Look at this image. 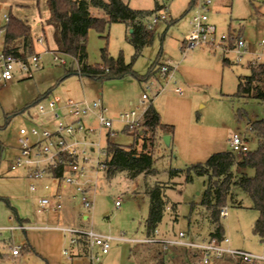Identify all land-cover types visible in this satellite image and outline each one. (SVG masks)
<instances>
[{
  "label": "rangeland",
  "instance_id": "obj_1",
  "mask_svg": "<svg viewBox=\"0 0 264 264\" xmlns=\"http://www.w3.org/2000/svg\"><path fill=\"white\" fill-rule=\"evenodd\" d=\"M124 1L135 9H154L156 1L164 2L167 6V18L154 25L152 42L144 47L142 54L134 62L133 68L136 72L140 75L147 74L150 66L157 60L160 64L167 61L172 65L179 64L182 62L181 57L187 54L191 55L198 65L210 66L219 63L218 75L200 73L201 78L196 80V84L190 89L177 75L174 77L176 83L170 81L168 84L163 78L141 81L134 75L103 82L76 73L67 76L66 70L69 67L77 69V63L63 54L57 56L65 59V65L56 60L52 30L46 28L47 42L42 44L44 47L40 52L39 67L33 71L32 77L29 78L15 65L14 79L0 84V140L4 146L0 162V253L3 257L5 255L4 260L0 259V264H83L78 256L74 255L72 259H68L63 254L65 248L72 250L70 238L74 233L63 230L65 228L110 239L108 253L102 254L94 246L93 254L98 256V259L92 263L90 258H87V263L84 264H143L141 257L147 255V247L137 244L148 239L146 219L150 201L145 190L147 184L154 185L156 182L170 183L173 186L167 190V196L171 204H177V209L174 211L171 205L166 209L154 237L158 240L176 241L179 239V232H184V242L197 243L209 238L213 227L209 212L202 205L206 177L194 175L189 182H185L183 175L170 177L172 168L185 169L192 163L183 158L173 143L167 145L164 136L162 144L156 150L154 174H142L135 179L128 178L125 173L108 177L103 169L97 167V163L106 159L105 147L109 132L112 140L122 146H130L136 142L134 135L124 131V125L118 119L121 113L132 111L136 107L143 112L151 102L154 106L161 102L165 93L175 87H181L184 91L182 96L178 95L192 99V117L198 125L207 130L214 128L208 130L211 134L213 131L221 136L229 134L222 150H231L229 139L232 132L237 129L245 130L247 122L264 117V101L233 96L237 91L239 78L250 75L248 64L254 60L264 62V45L260 44L264 39V0H210L211 4L206 13L209 22L217 28V35L229 36L233 33L244 38L246 51L240 58L235 49L224 51L222 47L206 44L190 47L187 39L192 32V17L198 6L206 0H195L193 6H190L191 0ZM15 8L12 4H4L0 9V21L3 20L4 13L19 16ZM40 8L42 12L45 9L43 0L40 1ZM92 12L102 15V11L97 8L92 9ZM130 32L127 24L122 22L111 23L103 35L94 28L90 29L87 37V62L100 63L101 50L104 47L113 57L123 54L125 61L131 62L134 48L128 40ZM4 34L5 31L0 32V55ZM224 55L231 61L228 66L222 62ZM161 84H166L165 90L156 95ZM148 85L149 89L146 88ZM144 92L149 98L143 102ZM47 95L62 100L86 99L91 103L101 97L108 109L107 117L113 120L111 129H107L100 127L94 114H87L83 117V123L95 131L86 130L85 133L78 134L79 137L85 136L87 141L93 142L95 148L94 151L90 150L89 161L85 164L87 171L82 177L94 202L90 210L80 206L79 198L65 200L64 208L59 212L41 210V199L51 195L52 190L45 189L46 184L53 186L50 176L38 180L33 179L26 170L24 172V169L11 170V162L18 153L19 130L22 127L31 129L34 126L32 116L38 110L40 99L42 103L47 104ZM178 107L185 110L186 105L183 107L179 103ZM238 109L244 110L247 116L236 118L235 112ZM248 137L249 148L253 151L257 148V139L251 133ZM246 173L252 176L254 170L248 168ZM33 183L37 187L36 191L30 188ZM232 193L234 203L229 200L226 216L220 217L225 238H228L229 242H222L221 246L264 258V242L253 233V225L258 217L257 210L253 208V201L249 194L238 186H233ZM65 210L72 222L64 220ZM25 213L30 218L29 224L23 223L27 232L20 228L19 221L25 218ZM84 214L88 215L87 221H83ZM11 215H14L13 221L10 220ZM31 232L34 237L35 233H50L47 238L49 244L46 245L50 250L49 261L39 254L42 253L43 246L39 242L41 239H38L39 246L36 251L28 248ZM13 246L20 247V255L16 257L18 259L12 257ZM171 248L175 259L170 264H180L183 252L184 258L191 260L193 264H204L198 260L199 250L196 248ZM76 250L77 247H74V253ZM238 263L230 256H224L211 257L208 264Z\"/></svg>",
  "mask_w": 264,
  "mask_h": 264
},
{
  "label": "trees",
  "instance_id": "obj_2",
  "mask_svg": "<svg viewBox=\"0 0 264 264\" xmlns=\"http://www.w3.org/2000/svg\"><path fill=\"white\" fill-rule=\"evenodd\" d=\"M193 2L195 0L191 2L190 6L194 5ZM47 4L50 17L46 22L53 27V38L57 46L54 53L69 56L79 65V70L69 67L66 70L67 76L76 73L97 82H103L108 79L134 75L141 81H148L156 76L164 64H160L158 60L155 61L145 75H140L133 68L135 60L142 54L144 47L153 40V29L148 27L147 22L154 13L165 7L159 1H156L154 9H135L124 0H47ZM94 8L100 9L102 15L94 14L91 11ZM8 16L9 22L6 25L2 52L12 55L16 59L28 61L32 55L39 53L36 47L38 41L33 37L31 26L26 21L13 14ZM116 22L126 23L128 28L132 29L128 37L134 48L131 62L127 63L123 54L113 57L104 47L101 50L102 61L89 64L86 60L89 30L94 28L103 35L107 27ZM238 35L231 33L230 37ZM45 41L44 39V43ZM232 46L233 40L229 39L226 48ZM222 62L225 66L231 64L225 55ZM248 65L251 71L250 75L239 78L237 91L233 96L239 99L254 98L264 101V62L254 60ZM235 116L240 119L246 117L247 114L244 110L238 109ZM251 121L250 133L258 142L255 150H250L242 157H238L232 150L215 152L205 162L192 163L185 169L172 168L169 173L172 178L183 175L185 182L191 181L194 175L206 177L202 205L208 210L210 223L213 227L209 237L215 238L218 242L225 237L224 227L220 221V208L227 205L229 200L234 201L233 186L240 187L251 197L253 208L258 212V217L253 225V233L261 242H264V117ZM124 131L134 135L136 142L130 146H122L112 140L110 132L107 134L106 159L103 161V170L106 175L111 177L118 173H125L128 178L135 179L142 174H154L156 150L162 144L163 136H173L174 125L165 124L160 112L151 102L144 112V118L140 125L133 129L124 126ZM3 148V143L0 140V162ZM248 168L254 170V175L246 173ZM53 173L54 178L62 181L61 169H56ZM169 188H173V186L163 182L146 185L145 192L150 201L146 219L147 238L154 235L169 204L171 209L176 210L177 204H171L166 194ZM239 205L241 204L239 203ZM77 237L81 248L79 255L87 254L89 252L88 235L78 232ZM137 245L147 247V255L141 257L143 264H169L168 251L172 249V246H167L161 241L141 242ZM182 255L183 259L180 264H193L191 260L184 258V252Z\"/></svg>",
  "mask_w": 264,
  "mask_h": 264
},
{
  "label": "built area",
  "instance_id": "obj_3",
  "mask_svg": "<svg viewBox=\"0 0 264 264\" xmlns=\"http://www.w3.org/2000/svg\"><path fill=\"white\" fill-rule=\"evenodd\" d=\"M211 4L210 0L202 2L192 17L191 25L192 32L187 41L190 47L196 45H210L213 47H222L227 51L235 49L238 57H242L246 51V42L241 35L230 37L224 34L218 36L217 28L214 24L209 22L207 11ZM167 18L166 8H162L159 12L154 13L147 25L150 29L154 28L160 20ZM9 22V16L5 14L3 20L0 21V32L6 30V25ZM229 39L233 40V46L226 48L229 44ZM38 43H44V36L41 35L37 38ZM264 45V39L260 42ZM55 54V53H54ZM55 54L56 60H59L64 65L65 59L60 58ZM40 53L32 55L28 61L23 59H16L12 55H7L1 52L0 55V84L10 82L15 77L14 66L18 65L20 70L32 77V73L39 67ZM76 61V60H74ZM77 67L79 70L78 62ZM159 78L166 80V84L170 81L176 83L175 67L170 61L164 63L157 72ZM166 84H161L160 88L156 91V95L165 90ZM146 88H150L148 85ZM174 91L180 95H183L184 91L181 87H175ZM149 95L144 92L142 94V101L148 99ZM146 110V109H145ZM140 111L139 107L136 109L121 113L118 119L124 126H128L133 129L140 125L144 118V112ZM108 112L105 107L102 98H98L94 102H88L86 99L83 101H75L68 98L62 100L59 97H51L47 95V104L42 103L41 99L38 102V110L32 116L34 126L31 129L22 127L19 130L17 138L18 153L11 162V170L24 169L33 179H42L47 175H54V170L61 169L62 171V183L64 186H73L76 190L77 197L80 199V206L86 210H90L93 207V199L89 194L88 188L82 181V177L86 174V163L89 161V154L94 151V143L85 139V136L79 137L78 134L85 133L86 130L94 132L95 129L87 128L83 123V117L87 114H94L100 127L111 129L113 120L108 118L106 113ZM252 129V121L247 122L245 130L237 129L232 132L229 143L231 150L242 157L249 151V137L248 134ZM91 150V151H90ZM83 161L84 164L81 162ZM97 167L99 169L104 168L103 161H98ZM32 191H36L37 187L33 183L30 185ZM46 189L50 188L49 185L45 186ZM118 205L119 202L117 201ZM41 210L45 212H59L64 208V198L61 194L50 195L40 201ZM227 214V205L220 208V216L224 217ZM10 220H14V215L10 216ZM14 228V226L12 227ZM20 228L26 230L23 223L20 224ZM65 231L74 232L70 238V244L72 250L65 248L63 254L72 259L74 255L81 253L80 244L78 242L77 233L83 232L88 235V250L87 254H83L86 258H90L93 263L98 259V256L93 254V247H97L100 253H108L110 248V239L88 233L80 230L63 229ZM155 233V232H154ZM179 239L176 241L158 240L154 235L144 242L161 241L166 243L167 246H187L188 248H196L199 250L198 260L204 264L210 262L211 257L222 258L224 256H230L236 262L244 264H264V258L252 255L242 250H231L221 246L222 242L228 243V238H225L218 242L215 238H208L202 242H184L186 234L179 232ZM77 247L76 253L73 248ZM12 255H20V247H12Z\"/></svg>",
  "mask_w": 264,
  "mask_h": 264
},
{
  "label": "crops",
  "instance_id": "obj_4",
  "mask_svg": "<svg viewBox=\"0 0 264 264\" xmlns=\"http://www.w3.org/2000/svg\"><path fill=\"white\" fill-rule=\"evenodd\" d=\"M40 1L42 0H0V9L3 8L4 4H12V6H15L16 12L19 15L17 17L23 19L31 26V32L33 37L37 39L38 37L43 35L44 39L46 40L45 42H47V36L45 33L46 28H50L53 34V27L51 25H48L46 22L47 19L50 17V10L47 4V0H43V3L45 5V9L43 10V12L40 8ZM192 1L193 0H191V2ZM160 4L165 5V8L167 7L164 2ZM193 4H195V2H193ZM9 11H11V7ZM5 14L6 13H4V15ZM2 47H3V42H2ZM36 47H37V51L40 53L44 46L42 44L37 43ZM56 48L57 46L54 42V49ZM181 61H182L181 63L173 65L175 67V75H177L179 80L183 84H185V86H187L189 89L192 88L194 84H196L195 82L196 80L201 78L199 75L200 73L207 72V73H212L214 75H218L220 65L217 62L210 66L198 65L195 64L196 62L195 59L191 55L188 56L187 54L181 57ZM154 78L159 79L157 74ZM181 96L178 95V93H176L173 89L171 90L169 89L165 93L163 97L164 99L161 102H157L155 105V107L161 114L162 121L165 124H171L174 125L175 127V131L173 136H171V140H170L171 142L169 145L173 143L175 147H177L178 151L183 156V158L185 157L186 159H188L189 163L203 162V160L207 159L211 154L217 152L218 150L225 151L222 149H224V144H226L228 141L227 139L229 134L226 135L223 134L221 136L219 133L215 134L214 131L211 134V132L208 130H213L214 128L213 129L208 128L207 130L204 128V126L198 125L193 120L192 117V109H191L192 99L184 98ZM179 103H181L183 107L186 105L185 110L180 109L178 107ZM215 129H217V127ZM24 175H26V173H24ZM47 176H50V178L53 181V186L48 188L52 190L51 195L61 194L64 198V201L67 199H71V200L78 199L76 190L73 186L66 187L63 185L62 181H59L57 178H54L53 175H47ZM168 207H170V204L169 206L166 207V209ZM14 209L16 211V208ZM67 214L68 213L65 210L63 214V218L64 220L69 222L71 220ZM25 215H26L24 216L25 218H21L19 221L20 223L29 224L30 218L27 217L28 216L27 213H25ZM82 218L83 221H87L88 215L84 214ZM24 231L27 232V229ZM33 234L34 233L31 232V236L28 239V243H27L28 248L30 250L36 251L37 247L39 246L38 239H41V241L39 242L42 243L43 246L41 247L42 253L40 252L39 254L42 257H44L47 261H49V259L51 258L50 250L46 245L49 244L47 238H49L50 233H47L48 235L46 233L44 234L35 233V237ZM58 236L61 238L60 233ZM168 256H169V264H170L175 259L173 248L169 250ZM0 257H1L0 259L4 260L5 255L3 257L2 253H0ZM12 257L14 259H18L16 258L18 256L12 255ZM78 258H81V260L84 263L85 262L87 263L86 260L87 258L84 255L81 254L78 256Z\"/></svg>",
  "mask_w": 264,
  "mask_h": 264
},
{
  "label": "water",
  "instance_id": "obj_5",
  "mask_svg": "<svg viewBox=\"0 0 264 264\" xmlns=\"http://www.w3.org/2000/svg\"><path fill=\"white\" fill-rule=\"evenodd\" d=\"M131 32H132V29H131ZM170 140H171V136H169V135L164 136V141H165V143H166L167 145L170 144Z\"/></svg>",
  "mask_w": 264,
  "mask_h": 264
}]
</instances>
